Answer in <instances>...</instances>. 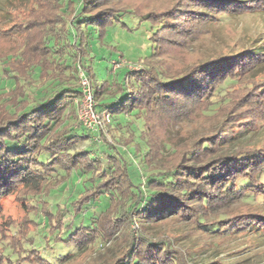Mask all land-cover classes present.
<instances>
[{
    "label": "trees",
    "instance_id": "1",
    "mask_svg": "<svg viewBox=\"0 0 264 264\" xmlns=\"http://www.w3.org/2000/svg\"><path fill=\"white\" fill-rule=\"evenodd\" d=\"M26 2L25 9L16 8L8 25L0 29L2 41L7 42L0 52V61L7 60L26 80L36 66L40 79L54 83L52 87L56 88L29 106L13 99L24 95L18 84L12 97L10 94L8 98H0L4 110V116H0V213L1 200L18 189H25L26 194L42 190L35 197L44 212L49 236L53 235L54 241L64 247L74 246L77 250L67 251L57 259V264L77 259L97 243L103 245L118 230L127 239L118 243L105 264H181L170 240L151 239L144 231L150 223L162 221L183 220L217 233L234 226L264 238L262 212H245L234 219L226 217L214 222L207 219L222 214L245 197L255 200L260 196L264 200V146L244 147L237 141L241 128L249 122L243 115L264 109V75L260 76L264 73V50L242 48L211 55L179 69L168 51L169 46L178 50L189 48V43L184 42L192 41L201 28L218 23L220 16L264 15V0H168L163 7L151 2L149 6H139L134 0ZM124 14L149 23L151 52L139 70H127L121 81H117L121 74L115 70L114 90L108 89L106 82L94 86L91 68L82 62V56L90 49L88 30L102 38L107 27L119 23ZM61 46L76 49H72L70 64L56 62L53 57ZM13 57H19L18 61L12 60ZM121 57L113 62H119ZM80 70L85 71L89 80L95 110L101 117L109 115L110 120L104 121L98 132L83 127L76 114L74 100L80 95ZM227 80L233 81L230 87L220 88ZM222 90L217 111L221 115L227 112V117L233 112L241 119L232 120L227 127L219 122L215 133L201 134L189 147H173L170 151L165 149L169 142L158 144L153 140L157 123L152 118L154 112L175 121L191 105L195 110L197 104L208 108L211 98ZM236 90L249 92L239 102L233 94ZM240 107H244L243 111L236 112ZM134 111L143 121L142 133L147 139L143 158L156 166V171L140 185L131 181L122 152L107 140L102 129L110 127V121L119 127L120 114L131 115ZM65 117L73 119V123L57 128ZM127 132L129 136L122 140L124 145L132 140L130 130ZM86 137L92 138V147L76 149L77 141ZM97 142L103 144L104 150H95ZM58 169L87 173L83 190L62 205L49 201L54 188L50 185L51 172ZM103 196L107 199L106 207L96 211L92 207ZM129 196L135 198L133 203H127ZM87 208L91 210L90 221L75 224V218ZM66 215L71 218L64 221ZM134 218L139 226L136 232L130 227ZM225 220L228 223L222 226ZM57 232H64V236L56 235ZM26 237V243L40 252L34 234ZM24 250L30 251L31 247ZM5 251L6 248L0 247V263L6 259L11 264L12 258ZM37 258L53 264L41 253Z\"/></svg>",
    "mask_w": 264,
    "mask_h": 264
},
{
    "label": "rangeland",
    "instance_id": "2",
    "mask_svg": "<svg viewBox=\"0 0 264 264\" xmlns=\"http://www.w3.org/2000/svg\"><path fill=\"white\" fill-rule=\"evenodd\" d=\"M27 0H0V29L8 25L9 19L14 16L16 8L25 9L24 4ZM139 6L156 4V6H164L168 0H134ZM5 3L4 5L2 4ZM64 7V6H63ZM218 23L207 25L199 32L193 40H187L189 48L179 50L173 46H169L168 51L174 57L175 68L179 69L184 66L192 65L198 61L211 55L226 54L228 52L241 51L242 48L260 47L264 50V15L256 13H245L235 16H220ZM121 23H125L122 25ZM85 26V25H84ZM85 31V30H84ZM0 31V52L7 44L2 41ZM90 49L88 54L82 56V62L91 68L93 74L94 86H99L106 82L108 89L114 90L113 77L121 74L117 81H121L124 73L129 70L127 65H144V60L151 52L149 41V23L140 21L139 18L130 14H124L120 17V22L107 27V30L102 38H99L97 33L92 29L88 30ZM108 45H111L110 47ZM75 48L60 47L58 52L53 53L56 62H69L73 59V50ZM119 59V62H113L114 59ZM19 57H13L12 60L18 61ZM167 64L168 61H165ZM76 67L79 68L76 62ZM121 67V68H119ZM169 67V66H168ZM117 70H116V69ZM140 68V67H138ZM264 68V66H263ZM116 70V73H115ZM139 70V69H137ZM135 70V71H137ZM114 71V72H113ZM259 71V70H257ZM79 75V73H78ZM264 73L260 74L263 76ZM29 78L26 80L20 76L17 70H13L7 60L0 61V98H8L13 96L17 84L23 91L24 95L13 97L15 102L24 103L29 106L34 102L39 101L44 94H49L56 87H52L54 83L46 82L40 79V69L36 66L29 73ZM233 81H225L220 88L230 87ZM239 89L242 84L238 85ZM231 89V88H230ZM247 92L236 90L233 92L238 97L239 102L242 101V96ZM220 94L214 95L211 98V104L208 108H203L204 105L197 104L198 110L192 109L194 105L185 108L186 114H180L175 121L164 119L161 115L157 116L153 113V120H156V137L153 139L158 144L164 141L169 142L165 146L166 150L175 148L189 147L193 139H196L201 134H213L216 131L219 122L223 123V127L230 126L232 120L241 119L238 115L227 117V112L223 115L219 114L217 107L220 105ZM244 103V102H243ZM202 108V109H201ZM244 107H240L236 112L243 111ZM264 108V105H263ZM205 109V110H204ZM4 110L0 105V116H4ZM202 111V112H201ZM228 111V108L227 110ZM2 113V114H1ZM228 113V114H229ZM135 111L131 115L120 114L118 121L121 125L115 126L114 122L110 121V127H103L105 136L108 141L112 142L120 149L127 163L128 172L131 181L135 184H141L145 178L152 172H155V163L151 160L148 162L143 158L147 152V139L143 136V121L136 117ZM247 116L249 122L243 126V131L238 136L239 143L247 147L264 146V109L262 111L248 112L243 115ZM66 123H73V119L65 117L57 128L61 129ZM110 129V130H108ZM127 129L132 134L131 141L126 145L122 144L123 138L128 135ZM92 138L86 137L77 141L76 149H89L92 147ZM163 148L161 147L160 150ZM95 150L99 152L104 150L103 144L97 142ZM168 152V151H167ZM167 152L164 154L168 155ZM173 158V157H172ZM152 159V158H151ZM51 183L54 188L50 193L49 201L51 203L66 204L83 190V183L87 177L86 172L75 173L74 171H65L58 169L56 172H51ZM146 187L144 186V189ZM149 192V188L145 189ZM25 189H18L15 193L4 197L1 200L0 213V247L6 248L5 253L10 254L11 264H46L37 258L38 254L53 264H57V259L61 258L67 251L76 253V247H64L61 242L54 241V236H49L46 230L45 217L43 210L40 211V204L37 202L35 195L43 191H32L26 194ZM245 197L242 200L232 203L229 208L223 210L220 215H211L207 219L211 222L222 220L228 217L234 219L236 215L245 212H262L264 214V200L260 196ZM69 199V200H67ZM134 197L129 196L127 203H133ZM106 196L101 197L94 203L93 209L96 211L106 207ZM38 205V206H37ZM90 209H84L83 215L75 218V224H86L90 221ZM71 218L66 215L63 220ZM227 218V219H228ZM31 219L34 221L32 222ZM236 221V220H234ZM228 220H225L224 225H227ZM134 232L139 228L137 219L134 218L130 225ZM207 227L203 226V228ZM144 231L151 239H167L170 240L171 246L175 254L179 258L181 264H264V238L256 237L249 234L247 231H240L233 226L226 232H212L207 228L202 229L194 226L183 220L162 221L150 223ZM110 235V240L101 245L90 247L87 252L65 264H105L108 262L110 255H114V249L119 247L122 241H126V236L123 232L113 231ZM34 234L36 239V247L27 244V237ZM56 235L64 236V232H57ZM118 235V238H116ZM47 238V239H46ZM24 241V242H23ZM119 243V245H118ZM22 247V248H21ZM31 247L30 251L24 249ZM23 249V250H21ZM75 255V254H73ZM10 258V257H9ZM8 260L3 259L0 264H7Z\"/></svg>",
    "mask_w": 264,
    "mask_h": 264
},
{
    "label": "built area",
    "instance_id": "3",
    "mask_svg": "<svg viewBox=\"0 0 264 264\" xmlns=\"http://www.w3.org/2000/svg\"><path fill=\"white\" fill-rule=\"evenodd\" d=\"M127 66L129 70H137L139 69L138 67H141L138 65ZM84 72L83 70L79 71L80 95L74 100L76 114L83 127L92 132H98L104 121L108 122L110 119L108 114L101 117L95 110L96 101L89 80Z\"/></svg>",
    "mask_w": 264,
    "mask_h": 264
}]
</instances>
